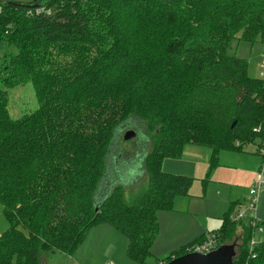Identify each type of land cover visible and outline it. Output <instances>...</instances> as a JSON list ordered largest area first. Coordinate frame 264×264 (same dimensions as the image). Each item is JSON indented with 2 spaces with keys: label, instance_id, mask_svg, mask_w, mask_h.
<instances>
[{
  "label": "trees",
  "instance_id": "obj_1",
  "mask_svg": "<svg viewBox=\"0 0 264 264\" xmlns=\"http://www.w3.org/2000/svg\"><path fill=\"white\" fill-rule=\"evenodd\" d=\"M17 4L0 0V41L16 49L0 64V205L9 224L0 264L72 255L103 224L127 236L131 260L148 264L159 213L172 211L193 184L164 172L163 161L182 158L188 145L210 149L205 184L222 152L259 139L253 129L264 123V79L251 77L248 62L229 49L236 39L264 46V0ZM28 84L38 107L13 118L9 90ZM134 119L146 123L152 149L147 185L128 204L109 160ZM234 210L210 233L217 248L241 241L234 264H264V244L251 258L254 229L232 221ZM205 236L153 264L189 254Z\"/></svg>",
  "mask_w": 264,
  "mask_h": 264
},
{
  "label": "rangeland",
  "instance_id": "obj_2",
  "mask_svg": "<svg viewBox=\"0 0 264 264\" xmlns=\"http://www.w3.org/2000/svg\"><path fill=\"white\" fill-rule=\"evenodd\" d=\"M13 1L27 5L35 0ZM15 53L16 49L14 46L9 45L5 41H0V64L6 56ZM229 54L248 62L249 75L251 77L260 79L264 77V46L261 43L250 44L236 39L230 44ZM9 98V107L13 118H19L24 113H28L38 107L35 90L31 84L9 90ZM128 127L135 131L136 136L130 140H125L126 131L119 135L115 145L117 153L113 154L114 156L109 160V172L111 176H115L113 178L116 182L114 184L115 187L122 186L124 188L127 203L133 204L147 185L144 160L152 149V136L147 130L146 123L140 120L129 121ZM257 149V144L253 143L246 145L242 151L222 152L219 157L221 165L211 172L207 182L209 184L208 192L204 190L202 181L207 178L210 169L208 164L210 149L188 145L182 158H167L163 161L162 169L164 172L172 175L188 176L193 179L190 189L191 198L189 199L193 210L190 207H188L190 209L188 211L185 208L180 209V202L176 203L175 201L172 211L159 213L160 234L152 247V256L149 258L148 264H153L157 260H165L175 250L188 246L191 242L198 239L203 231L210 232L221 228V222L216 218L221 219L222 217L223 219L229 209V204L223 205L229 192L228 187L241 189L243 199L245 198L244 201L249 197V191L252 187L251 178L252 176L257 178L258 173L251 170L243 161H250V163L251 161L252 163L253 161H264L262 154ZM252 150L255 153L251 154ZM245 179L249 180L244 182ZM215 185L220 187L221 193L218 194L213 190ZM96 199L101 200L97 196ZM263 199L264 187L257 211V219L259 221L264 220ZM244 204H239L237 207H241ZM237 207L235 208L236 212L238 210ZM247 217L253 216L248 212ZM186 219L190 222H183ZM180 221L182 224H180ZM202 226H205V228L203 229ZM8 227L9 224L0 205V235L6 232ZM241 231L240 228H237V238L242 235ZM261 238H263L264 242V236H256L257 241ZM240 242L234 243V245H240ZM222 245L226 246L229 244L224 242ZM230 245L233 244L230 243ZM128 247L129 239L127 236L113 226L103 224L90 230L85 241L74 254L67 255L54 251L42 253L41 257L43 264H138L128 257Z\"/></svg>",
  "mask_w": 264,
  "mask_h": 264
},
{
  "label": "built area",
  "instance_id": "obj_3",
  "mask_svg": "<svg viewBox=\"0 0 264 264\" xmlns=\"http://www.w3.org/2000/svg\"><path fill=\"white\" fill-rule=\"evenodd\" d=\"M42 9H38L36 14L42 13ZM264 75V74H263ZM264 79V77H261ZM253 132L259 136V139L262 140L260 147H258V151L262 154L264 158V123L255 127ZM239 145V144H237ZM264 187V166L259 174V177L252 183V187L249 191V197L245 201V204L241 207H237V212L232 213L231 220L234 222H238L241 220H246L247 222H251V225L254 229L253 237L250 241V253L254 251L257 247L264 244L263 238L259 241L256 240V236L260 235L261 237L264 235V228L261 225V221L257 219V211L258 205L260 203L261 195ZM250 213L253 217H247V213ZM219 239L216 234H207L205 236V240L202 243H198L189 249V253H197L206 255L214 250L218 249ZM251 258H256V255L251 254ZM161 264V263H160Z\"/></svg>",
  "mask_w": 264,
  "mask_h": 264
},
{
  "label": "water",
  "instance_id": "obj_4",
  "mask_svg": "<svg viewBox=\"0 0 264 264\" xmlns=\"http://www.w3.org/2000/svg\"><path fill=\"white\" fill-rule=\"evenodd\" d=\"M41 0H38L34 5H27L29 7L38 8ZM11 5L16 3L9 2ZM22 5V4H17ZM26 6V5H23ZM136 136L135 131L128 130L125 132L124 139L130 140ZM237 256L235 245H224L214 250L213 252L202 255L197 253H189L184 256L173 259L167 264H234V260Z\"/></svg>",
  "mask_w": 264,
  "mask_h": 264
},
{
  "label": "crops",
  "instance_id": "obj_5",
  "mask_svg": "<svg viewBox=\"0 0 264 264\" xmlns=\"http://www.w3.org/2000/svg\"><path fill=\"white\" fill-rule=\"evenodd\" d=\"M259 140H261V139H259ZM255 141V143L254 144H257V148L258 147H260V144H261V141ZM258 151V150H257ZM259 152V151H258ZM253 153H255L253 150H252V152H251V154H253ZM255 155V154H254ZM263 160V159H262ZM244 163H246L248 166H249V168L251 169V170H254L255 171V173H258V176H257V178L259 177V174H260V172H261V170H262V168H263V166H264V161H253V163H252V161H251V163H250V161H243ZM208 164H209V161H208ZM253 164V165H252ZM220 165H221V163H220ZM257 178H255V176H252V178H251V184L257 179ZM249 179H245L244 180V182L245 181H248ZM204 181H202V185L204 186V190L206 191L207 190V192H208V189H209V184L206 182L205 184L203 183ZM228 189H229V192H228V194L226 195V198H225V201L223 202V205H226V204H229V208L231 207V206H235V208L239 205V204H243V203H245V198L243 199V194H242V191H241V189H239V188H236V187H231V188H229L228 187ZM213 190H215L216 191V193H221L222 191H221V189H220V187L219 186H217V185H215L214 186V188H213ZM262 194H263V192H262ZM206 197H207V195H206ZM261 197H262V195H261ZM191 197H190V194H189V196L188 197H182V198H177L175 201H176V203H178V201L180 202V209L181 208H185V209H187V211L188 210H193L192 209V204L190 203V201H189V199H190ZM206 199V198H205ZM187 200V201H186ZM261 201V200H260ZM212 204V203H211ZM188 207H190V209L188 208ZM262 207H263V212H264V199H263V201H262ZM229 210V209H228ZM228 212V211H227ZM216 219H218L220 222H221V226H222V223H223V219H222V217H221V219L220 218H216ZM178 221H179V219H178ZM183 222H190L188 219H186L185 221H183ZM261 223H262V227L264 228V220H262L261 221ZM180 224H182L181 223V221H180ZM203 227V229L205 228V226H202ZM195 229V228H194ZM200 229V228H199ZM216 231H218V230H215V231H210L211 233H213V232H216ZM210 232H205V231H203V232H201L202 234H200L201 236H203V235H207L206 233H210ZM184 234V233H183ZM199 235V236H200ZM199 236H197V237H199ZM200 236V237H201ZM264 236V235H263ZM196 237V238H197ZM199 237V238H200ZM195 238V239H196ZM194 240V239H193ZM194 242V241H193ZM192 243V242H191Z\"/></svg>",
  "mask_w": 264,
  "mask_h": 264
}]
</instances>
